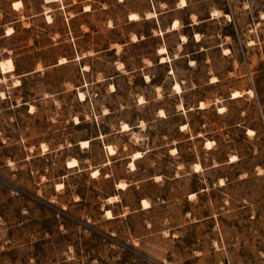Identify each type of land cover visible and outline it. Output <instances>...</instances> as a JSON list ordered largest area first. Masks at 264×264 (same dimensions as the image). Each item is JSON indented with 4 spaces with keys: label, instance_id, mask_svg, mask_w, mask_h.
<instances>
[{
    "label": "rangeland",
    "instance_id": "obj_1",
    "mask_svg": "<svg viewBox=\"0 0 264 264\" xmlns=\"http://www.w3.org/2000/svg\"><path fill=\"white\" fill-rule=\"evenodd\" d=\"M184 1L0 0V264H264V0Z\"/></svg>",
    "mask_w": 264,
    "mask_h": 264
},
{
    "label": "bare ground",
    "instance_id": "obj_2",
    "mask_svg": "<svg viewBox=\"0 0 264 264\" xmlns=\"http://www.w3.org/2000/svg\"><path fill=\"white\" fill-rule=\"evenodd\" d=\"M181 4H182V5H185V1H184V0H181ZM86 10H87V9H86ZM130 15H131L132 17H134V18L137 17L135 13H132V14H130ZM148 15H152V14H148ZM175 26H176V23L173 24V28H175ZM10 32H11V29H10V31L8 30L7 34H9ZM183 40H184V39H183ZM13 68H14V66H13V63H12V61H11L10 59H5V60H3V61H0V69H1L2 72L13 70ZM176 87L178 88L179 86L176 84ZM175 89H176V88H175ZM178 90H179V89H178ZM238 95H239L238 92H234V97H235V96H238ZM79 96H80V97H83V94L80 92V93H79ZM200 105H201V107H202V106H203V103H201ZM81 144H87V141H86V140H85V141H81ZM206 144L209 145V142H207ZM136 157H138V153H135L132 159H134V158H136ZM129 166L133 169V168H134L133 162H130V163H129ZM92 173L95 175V174L98 173V171H97V170H94ZM119 185H120V184H119ZM145 203H146V202L143 201V204H145ZM107 213L109 214L108 211H107Z\"/></svg>",
    "mask_w": 264,
    "mask_h": 264
}]
</instances>
